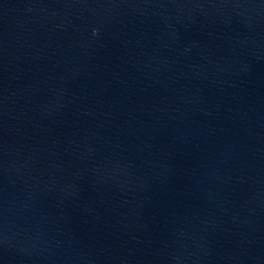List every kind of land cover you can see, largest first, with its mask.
<instances>
[{
  "label": "water",
  "instance_id": "1",
  "mask_svg": "<svg viewBox=\"0 0 264 264\" xmlns=\"http://www.w3.org/2000/svg\"><path fill=\"white\" fill-rule=\"evenodd\" d=\"M0 264H264V0H0Z\"/></svg>",
  "mask_w": 264,
  "mask_h": 264
}]
</instances>
